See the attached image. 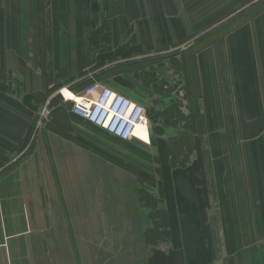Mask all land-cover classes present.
<instances>
[{"label": "crops", "instance_id": "0c3cea01", "mask_svg": "<svg viewBox=\"0 0 264 264\" xmlns=\"http://www.w3.org/2000/svg\"><path fill=\"white\" fill-rule=\"evenodd\" d=\"M94 74L151 145L40 125ZM0 149V264H264V0H0Z\"/></svg>", "mask_w": 264, "mask_h": 264}, {"label": "built area", "instance_id": "2783aa9c", "mask_svg": "<svg viewBox=\"0 0 264 264\" xmlns=\"http://www.w3.org/2000/svg\"><path fill=\"white\" fill-rule=\"evenodd\" d=\"M65 103H71V112L123 141H136L151 145V123L144 106L128 96L94 82L81 92L68 87L59 90ZM47 108L40 114L41 121L48 113ZM144 132L139 136L137 130Z\"/></svg>", "mask_w": 264, "mask_h": 264}, {"label": "trees", "instance_id": "16d2710c", "mask_svg": "<svg viewBox=\"0 0 264 264\" xmlns=\"http://www.w3.org/2000/svg\"><path fill=\"white\" fill-rule=\"evenodd\" d=\"M96 76H97L96 74H94L92 76L84 75V79L79 81V83H78V85H76V87H72V88H78L77 86L83 87L84 85H88L96 78ZM60 101H61V96L60 95L56 96L53 100L50 101L49 108L52 109L54 107H58L60 104ZM149 119H151V117H149ZM34 141H35V139H33L32 144L34 143ZM31 145L29 147H31ZM5 158H6L5 153L0 149V164L5 160ZM146 192H147V190L145 188H143V186H140V195H141L142 199H143L144 193H146ZM147 193L152 195L150 192H147ZM152 197H153V195H152Z\"/></svg>", "mask_w": 264, "mask_h": 264}, {"label": "rangeland", "instance_id": "374dc122", "mask_svg": "<svg viewBox=\"0 0 264 264\" xmlns=\"http://www.w3.org/2000/svg\"><path fill=\"white\" fill-rule=\"evenodd\" d=\"M44 108L49 109V110H48V113L46 114V116H44V121H45V119H49L51 113H50L49 104H47V105L43 106V108L41 109V111H40L41 116H42V114H43V109H44Z\"/></svg>", "mask_w": 264, "mask_h": 264}, {"label": "bare ground", "instance_id": "6f19581e", "mask_svg": "<svg viewBox=\"0 0 264 264\" xmlns=\"http://www.w3.org/2000/svg\"><path fill=\"white\" fill-rule=\"evenodd\" d=\"M137 133H138V135L141 136V137H143V135H144V132L141 131L140 129L137 130Z\"/></svg>", "mask_w": 264, "mask_h": 264}]
</instances>
